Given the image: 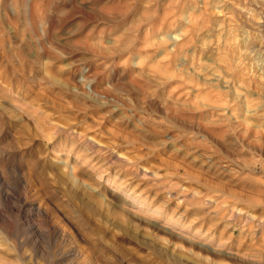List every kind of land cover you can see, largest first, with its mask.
Instances as JSON below:
<instances>
[{
	"label": "rangeland",
	"instance_id": "rangeland-1",
	"mask_svg": "<svg viewBox=\"0 0 264 264\" xmlns=\"http://www.w3.org/2000/svg\"><path fill=\"white\" fill-rule=\"evenodd\" d=\"M0 264H264V0H0Z\"/></svg>",
	"mask_w": 264,
	"mask_h": 264
}]
</instances>
